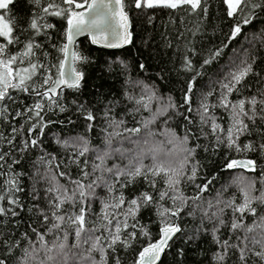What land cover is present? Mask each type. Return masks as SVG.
<instances>
[{
  "label": "snow or ice",
  "instance_id": "1",
  "mask_svg": "<svg viewBox=\"0 0 264 264\" xmlns=\"http://www.w3.org/2000/svg\"><path fill=\"white\" fill-rule=\"evenodd\" d=\"M13 0H0V10H7ZM39 9L38 14H34L27 28H22L14 35L13 22L5 18L6 13H0V123H7L11 129L8 136L0 130V225L7 222L11 217H18L20 211L25 210V205L17 195L24 189L20 185L19 177L21 173L15 172L14 165L20 161L16 159L13 152L23 153L29 148L40 146V137L45 134V129L52 124L63 123L48 117L49 113L66 112L67 106L63 103L62 97L65 88L79 91L83 73L75 68L77 60H86V57L77 55L70 51V46L74 44V38L81 33L87 32L92 36V43H102L108 48H119L131 43L129 11H139L147 16L149 23L155 19L157 10H169V23H176V16H180L182 22L189 16L196 20V31L208 13V0H33ZM226 5V15L234 19V26L228 34V42L235 39L242 31L244 25L252 23L257 10L264 11V0H221ZM87 11H77L84 9ZM127 9V10H126ZM151 10V11H150ZM47 17H59L66 21L64 30L65 43L61 45L52 44L57 55L54 57L55 63L41 61V57L47 58L50 53L41 51L43 42L37 38L47 33H42V29H53L55 25L47 22ZM185 31H191L185 27ZM178 36H183L184 32L177 30ZM21 36L24 39H21ZM112 39H109V37ZM227 44H225V47ZM16 50L13 51L12 49ZM221 49H216L209 53V58L204 59L201 67L212 63L221 54ZM39 52V55H38ZM63 54V55H60ZM253 63L242 60L223 77L219 84V98L216 104L208 103L209 92L201 99L199 107L192 108V85L195 77L200 75L199 71L192 66V62L185 58V67L188 71L194 72L191 84L185 91L183 102L179 107L187 105L185 112H180L176 102L171 97L157 96L151 89H145L144 94L135 102L140 107L149 109L150 104L144 102L155 101L160 105L159 110L153 113V120L166 115L170 110L177 115L183 116L186 123L183 125V134L177 135L171 132V139L167 142L174 145V149L167 155L171 157L165 162H158L156 155L147 157L146 155L134 156L127 159V163L121 167L119 164L112 167H105V161L111 158V152L105 151L102 154L95 152L94 162L89 171L87 154L95 151L89 148V141L84 137L73 139L70 147L73 149L72 158L66 164L65 171H51L41 175V179L49 185L43 190L36 187V183L30 190V197L33 204L27 211L39 221L38 227H31L32 236L28 232L23 233L24 238L32 247V253L24 249L25 257L36 260V257L43 253L37 264H56L55 250L63 251L67 246L66 241L69 236L74 240L72 247L81 248V264H108L109 250L113 258V264H121L118 256L115 255L119 244L121 247H131V241L137 238V224L129 225L128 220H135L142 205L165 199L171 201V206L164 208L159 213L164 217V226L160 229L161 237L155 243H147L133 264H156L161 252L167 246L172 236L181 231L178 225L171 222L170 217H178L188 206V201L193 203L199 200L202 194L209 190L211 180L203 184L196 183L198 162L191 163L198 148L203 147L208 151L207 146L199 143L201 138L214 142L216 147H226L230 153H258L264 154V77H260L261 87L250 96H242L238 100H230L233 92L237 95L241 92V85L251 74L260 76V73L253 72ZM67 66V70H66ZM143 67V65H141ZM248 87L247 85H244ZM13 92L26 93L37 99L32 104L21 103V107L13 108L16 98ZM11 102V103H9ZM72 104L80 112L87 124L88 131L93 128V123L98 119L85 106L73 100ZM223 108L229 114V126L223 127L217 123L218 119L211 109ZM139 111V108L136 109ZM14 113V114H13ZM192 113L193 115H188ZM12 119H9V117ZM20 119L22 123L17 127L15 120ZM99 119L104 120L109 127H120L124 121L116 120L111 116V109L106 108ZM69 123H73L69 119ZM149 122H143L144 127H148ZM189 125H194L195 131ZM26 126V127H25ZM207 129V130H206ZM106 131V129H105ZM125 132L136 135L141 129L139 127L125 128ZM255 133L256 139L251 137ZM34 134V135H33ZM111 135V134H110ZM121 135V133H115ZM20 137L19 145L16 144L17 137ZM249 137L243 144L240 138ZM130 139L129 137H125ZM191 141H196L193 146H189ZM68 145V142H64ZM110 144V140L107 141ZM7 145L4 150L3 145ZM118 151V150H117ZM50 155V154H49ZM123 158V154L121 153ZM79 157H85L81 164ZM52 159L44 156L40 161L51 169ZM145 159H150L151 163L145 164ZM95 160L100 163H95ZM226 163L222 170L244 169L248 172L256 173L258 165L255 159H229L225 156ZM11 161V163H9ZM76 165L77 174L74 177L70 165ZM59 169L60 165L57 164ZM99 172L101 175H96ZM107 172L113 177L112 181L104 179L103 173ZM123 177V181H121ZM160 177L166 188L157 191L156 178ZM143 178L146 185L152 192L143 191L138 197L126 201L123 189L135 181ZM63 179L64 183L60 180ZM215 179V177H213ZM189 182L194 186L197 195L186 197L181 193L180 185ZM119 184V189L116 185ZM257 184L260 185L257 188ZM236 185L241 193V202H236L233 195L225 201L221 198L222 193L217 192L216 202H208L209 210L215 208L216 211H205V218L213 225V238L222 252L215 254L216 264H225L229 258V252L236 256L233 264H264V215H257V208L254 204L264 206V167L260 168L259 178L255 175L244 177L243 173L231 182L223 185L222 189ZM103 188L108 193L101 197L96 195V189ZM119 192V195L113 193ZM156 199H154V195ZM99 201L101 209L94 213L92 210L93 201ZM41 204L43 206H41ZM223 205V207H220ZM199 207V205H196ZM225 208L231 209V221L223 219ZM190 215L193 213H189ZM246 214L252 216L251 225L244 223ZM132 231H129V228ZM43 228V231L39 229ZM225 228L230 235L221 240L215 234ZM259 229V231H257ZM141 235L148 237L149 233L142 227ZM242 232V235H241ZM99 233V234H98ZM249 233H256L249 236ZM51 235L52 241L46 239ZM233 235L236 242H232ZM123 236V238H122ZM63 241L57 243V241ZM106 241V245L101 241ZM17 241L11 239V234L5 237L0 228V247H3L5 255L0 258V264H10L11 253L18 247ZM39 246V247H37ZM97 253L99 259L93 255ZM255 259H252V258ZM22 264H29V259H23Z\"/></svg>",
  "mask_w": 264,
  "mask_h": 264
},
{
  "label": "trees",
  "instance_id": "2",
  "mask_svg": "<svg viewBox=\"0 0 264 264\" xmlns=\"http://www.w3.org/2000/svg\"><path fill=\"white\" fill-rule=\"evenodd\" d=\"M83 2V0H80ZM128 0H126V3ZM89 3V0H88ZM87 6H85L86 8ZM84 8V9H85ZM83 9H77L80 11ZM127 10V9H126ZM151 11V10H150ZM0 13H6L5 18L13 22L15 29L14 35L22 28H27L30 20L34 14L39 13V9L33 3V0H13L7 10H0ZM129 16L132 23V40L131 43L121 50H109L94 45L88 36H84L76 44L75 53L79 56L86 57V60H77L75 62L76 70L83 73V80L80 83L79 91L65 88L63 92V103L67 106V111L63 113H49L45 116L47 120L49 116L53 120L63 121V123H56L46 128L43 137H40V146L29 148L27 151L20 153L13 152V155L20 162L14 165V171L21 173L19 177L20 185L24 189L23 192L17 195L21 198V202L25 205V210L20 211L18 217H11L7 222L0 225L5 237L11 234V239L18 242L19 246L15 247L10 257V264H22L23 259H29V264H37V261L43 256L41 252L36 260H31L25 257L24 249H28L32 253V247L24 238L23 233L28 232L32 236L31 227H38L39 221L33 216L32 212L27 211L33 204L29 195L34 182L36 187L43 190L48 187L41 175L50 173L51 171H65V165L69 163L72 158L73 149L69 144L70 140L76 137H84L89 141V148L92 150H99L106 148L107 141L110 140L112 144L126 139V136L136 137L138 139H145L146 147L148 149L161 147V140L164 138L163 133L169 134L175 131L177 135L183 134V125L186 123L183 116H179L175 111L170 110L166 115L157 117L153 120V113L159 110L160 105L155 101L149 102L147 97L144 98L145 103L150 104V110L140 107L136 104L145 92V89H151L157 96L171 97L177 104L180 112H185L187 105L179 107L184 99L185 91L191 84V78L195 75L185 67V58L191 60L192 66L197 69L200 75L195 77V83L192 85V108L199 107L201 99L206 94L212 92L208 96V103L210 105L216 104L219 98V84L227 73L232 70L236 64L242 60H248L253 63V72L260 73V76L249 75L241 85V92L239 95L233 92L229 97L230 100H238L242 96L252 95L258 87H261L260 77H264V11L257 10L256 16L252 23L244 25L241 33L233 40L228 42V34L234 26V19L226 15V5L221 3V0H208V13L206 18L202 20L199 25V31H196V20L189 16L184 22L181 21L180 16H176V23H169V10H157L155 19L149 23L147 16L139 11H129ZM47 22L55 25L53 29H42V35L37 40L43 42L44 47L41 51H47L50 55L47 58L41 57V61L47 60L48 63H55L54 57L57 55L56 49L52 48V44L61 45L66 42L64 38V30L66 29V21L59 17H47ZM185 27L191 31H185ZM177 30L183 31V36H178ZM21 39H24L21 36ZM2 40V38H0ZM225 44L227 46L225 47ZM216 49H221V54L216 57L212 63L201 67L203 60L209 58V53ZM13 51L16 49L13 48ZM39 55V52H38ZM63 55V54H60ZM143 65V67H141ZM247 85L248 87H245ZM145 88V89H143ZM16 98V104L13 108L21 107V103L32 104L37 98L32 97L26 93L13 92ZM75 100L81 103L88 111H91L98 119L93 123L91 131L87 129V122L84 116L77 111L76 105L71 102ZM11 103V102H9ZM106 108L111 109V116L116 120H123L124 123L116 128L109 127L108 124L99 119ZM139 108V111L136 109ZM218 119L217 123L227 128L229 126V114L223 108L211 109ZM14 114V113H13ZM188 115H193L189 113ZM9 119H12L10 116ZM69 119L73 123H69ZM143 122H149L148 127H144ZM17 127H20L22 120L14 121ZM26 127V126H25ZM139 127L141 131L136 135H131L124 131L125 128ZM195 131L194 125H189ZM106 129V131H105ZM151 129L152 133L149 132ZM0 130L5 136L11 132L7 123H0ZM207 130V129H206ZM121 135H115V133ZM111 134V135H110ZM34 135V134H33ZM20 137L16 139V144L19 145ZM249 137L242 136L240 143L243 144ZM255 140V133L251 137ZM65 141L68 145H65ZM72 143V142H71ZM196 141H191L189 146H193ZM199 143L202 146H207L208 151L204 148H198L191 163L198 162V171L196 183L203 184L208 180L209 190L204 192L199 200L194 203L192 200L188 201V206L180 213L178 217H170L171 222L179 225L181 231L176 235L174 240L167 248L163 259L159 264H216L215 254L222 252L216 241L213 238V225L205 218V211H216L215 208L209 210L208 202H216L217 192L222 193L221 198L225 201L229 200L233 195L236 196V202H241V193L236 185L228 187L226 191L222 189L223 185L231 184V182L243 173L244 177H252L255 175L259 178L260 168L264 167V154L258 153H230L224 146L216 147L214 142L201 138ZM125 148H131V145L124 143ZM4 150H7V145H3ZM124 147L122 149L126 152ZM170 152V146L167 149ZM94 151L87 154L89 171L94 162ZM109 152V151H108ZM50 154V155H49ZM44 156L46 159L52 160L51 169L40 161ZM151 157L152 155H146ZM225 156L229 159L236 158H251L257 161L256 173L248 172L246 170L237 168L235 170H222L226 163ZM83 164L85 157L78 158ZM125 157H121L120 151L111 155V158L105 161V167H112L119 164L121 167L127 163ZM157 159L158 162H167ZM11 163V161H9ZM95 163L100 161L95 160ZM151 163L150 159H145V164ZM60 168L57 169L56 165ZM72 175L77 174L76 165H70ZM39 172L41 175H37ZM96 175H101L97 172ZM104 179L112 181L111 174L104 172ZM215 177V179H213ZM3 178L0 177V180ZM121 177V181H123ZM157 191L167 187L163 184L160 177L156 178ZM64 183L63 179L60 180ZM119 184L116 188L119 189ZM260 185L257 184V188ZM181 193L186 196H195L197 192L191 182L185 184L183 181L180 185ZM123 195L126 201L138 197L141 192H152L143 178H137L131 184L126 186L123 190ZM96 195L105 197L108 195L103 188L96 189ZM119 195V192L113 193ZM154 199H156L155 194ZM199 205V207H196ZM41 206H43L41 204ZM171 201L165 199L164 201H157L155 204L142 205L138 211L135 220L129 218V225L136 223L137 238L131 241V247H121L116 245V256L119 257L121 264H133L137 258L139 251L142 250L147 243L156 242L161 235L160 229L164 226L162 220L164 217L159 215L164 208L170 207ZM257 208V215H264V206L254 204ZM223 207V205H220ZM101 204L94 200L92 210L94 213L99 212ZM193 214H189V213ZM223 219L231 221V209L225 208ZM253 217L246 214L244 223L251 225ZM141 227L149 233L148 237L141 235ZM43 231V228L39 229ZM132 231L130 227L128 229ZM259 231V229H257ZM99 234V233H98ZM256 233H249V236ZM221 240L226 239L230 233L225 228H221L215 234ZM242 235V232H241ZM123 238V236H122ZM34 240V236H32ZM49 241L53 237L49 235L46 237ZM57 241V243H61ZM106 245V241H101ZM232 242H236V237L233 235ZM74 240L69 236L66 241L67 246L63 251L55 250L53 255L56 256V264H81L80 254L81 248L72 247ZM39 247V246H37ZM5 252L3 247H0V258L4 257ZM97 259L99 255L93 253ZM252 259H255L254 257ZM236 256L229 252V258L225 264H233ZM108 264H113V258L109 250ZM251 264V260H249Z\"/></svg>",
  "mask_w": 264,
  "mask_h": 264
},
{
  "label": "rangeland",
  "instance_id": "3",
  "mask_svg": "<svg viewBox=\"0 0 264 264\" xmlns=\"http://www.w3.org/2000/svg\"><path fill=\"white\" fill-rule=\"evenodd\" d=\"M143 89H145V88H143ZM149 130H150L149 132L152 133L151 129H149ZM163 136H164V138L160 142V144H162L161 147L148 149L146 147L145 139H142V138L138 139L136 137L133 138L130 136V139H123V142L118 141L115 145L112 144V142H110V144L106 143V148L102 149L101 154L105 151H109V152H111V155H114V154H116V152L118 150V151H120V155L122 153L123 157H125V158H131V157L139 156V155L143 154V155H156L157 159L158 158L161 160L166 159L165 161H168L171 159V157H169L167 155L169 153L167 151V149L170 146V152H171L174 149V145L169 144L167 142L169 139H171L169 134L163 133ZM126 137H129V135ZM72 141L73 140H70L69 144H71ZM124 143L127 145H131V148H129V149L125 148ZM122 147L125 148L126 152H124ZM95 152H99V150H95L93 152L94 155H95Z\"/></svg>",
  "mask_w": 264,
  "mask_h": 264
},
{
  "label": "water",
  "instance_id": "4",
  "mask_svg": "<svg viewBox=\"0 0 264 264\" xmlns=\"http://www.w3.org/2000/svg\"><path fill=\"white\" fill-rule=\"evenodd\" d=\"M89 3H91V0H89ZM80 11H85V12H86V11H87V7H86L85 9H83V10H80ZM129 19H130V16H129ZM130 24H131V27H130V31H131V28H132L131 19H130ZM131 34H132V32H131ZM84 36H88V37L90 38V40L92 41V36L89 35L87 32L81 33L80 35H78V36H76V37L74 38V44H73L72 46H70V51L75 52V47H76L77 42L79 41V39H81V38L84 37ZM109 39H112V37L110 36ZM131 40H132V36H131ZM94 45H96V46H98V47H101V48L109 49V50H121V49L127 47L129 44H125L124 46L119 47V48H108V47H105L104 44H102V43H98V44H94ZM74 66H75V65H74ZM75 68H76V67H75ZM66 70H67V66H66ZM82 80H83V79H82ZM82 80H81V82H82ZM81 82H80V83H81ZM240 159H244V158H240ZM243 170H244V169H243ZM178 226H179V225H178ZM179 227H180V226H179ZM180 229H181V228H180ZM179 232H180V231H179ZM179 232L175 233V234L172 236V238L168 241L167 246H166V247L164 248V250L161 252L159 259L156 261V264H159V263L161 262V260L163 259V256H164V254H165L167 248L169 247L170 243L174 240V238L176 237V235H177ZM160 237H161V235H160ZM159 239H160V238H159ZM159 239H158V240H159ZM158 240H157V241H158ZM157 241H156V242H157ZM154 243H155V242H154Z\"/></svg>",
  "mask_w": 264,
  "mask_h": 264
}]
</instances>
